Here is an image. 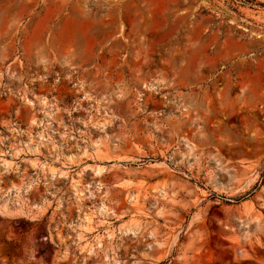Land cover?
Listing matches in <instances>:
<instances>
[{"label":"rangeland","instance_id":"rangeland-1","mask_svg":"<svg viewBox=\"0 0 264 264\" xmlns=\"http://www.w3.org/2000/svg\"><path fill=\"white\" fill-rule=\"evenodd\" d=\"M259 5L0 0V264H264Z\"/></svg>","mask_w":264,"mask_h":264},{"label":"trees","instance_id":"trees-1","mask_svg":"<svg viewBox=\"0 0 264 264\" xmlns=\"http://www.w3.org/2000/svg\"><path fill=\"white\" fill-rule=\"evenodd\" d=\"M259 6L264 8V5H259ZM263 184H264V173L262 174V176H261V180H260V182L258 183V185L256 186L255 189H257L259 186H261V185H263ZM246 195H251V193L249 192V193L246 194Z\"/></svg>","mask_w":264,"mask_h":264},{"label":"bare ground","instance_id":"bare-ground-1","mask_svg":"<svg viewBox=\"0 0 264 264\" xmlns=\"http://www.w3.org/2000/svg\"><path fill=\"white\" fill-rule=\"evenodd\" d=\"M105 211L103 207L99 208V212Z\"/></svg>","mask_w":264,"mask_h":264}]
</instances>
